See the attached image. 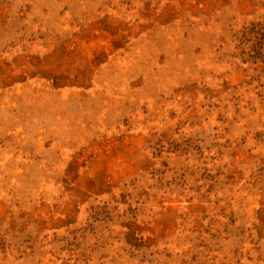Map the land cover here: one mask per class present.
<instances>
[{
	"label": "rangeland",
	"instance_id": "374dc122",
	"mask_svg": "<svg viewBox=\"0 0 264 264\" xmlns=\"http://www.w3.org/2000/svg\"><path fill=\"white\" fill-rule=\"evenodd\" d=\"M0 264H264V0H0Z\"/></svg>",
	"mask_w": 264,
	"mask_h": 264
}]
</instances>
